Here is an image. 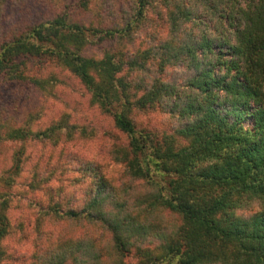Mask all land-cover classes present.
<instances>
[{"label":"trees","instance_id":"obj_1","mask_svg":"<svg viewBox=\"0 0 264 264\" xmlns=\"http://www.w3.org/2000/svg\"><path fill=\"white\" fill-rule=\"evenodd\" d=\"M26 1L0 0V84L47 91L57 80L28 74L36 58L68 72L125 137L110 152L125 181L89 164L72 206L52 186L56 169L25 170L15 149L0 172V264H12L9 211L23 200L38 243L21 264H264V0H37L53 16L39 21L12 14ZM140 36L148 43L134 46ZM103 43L100 57L84 55ZM13 106L0 105V146L96 136L69 114L15 126ZM155 110L169 132L138 128Z\"/></svg>","mask_w":264,"mask_h":264},{"label":"rangeland","instance_id":"obj_2","mask_svg":"<svg viewBox=\"0 0 264 264\" xmlns=\"http://www.w3.org/2000/svg\"><path fill=\"white\" fill-rule=\"evenodd\" d=\"M41 5L37 0H27L20 15L16 11L12 14L29 21L52 18V14L47 13ZM140 38L142 42L139 44L140 40H137L134 46L142 47L149 41L144 36ZM107 48V43L99 47H89L84 55L100 57ZM28 67L30 76L55 77L57 81L55 85L47 86V91L27 84H0V105H14V125L21 126L28 122L34 129L44 128L62 114H69L72 122L96 130V136L92 139H77L54 149L31 141L5 142L0 146V172L11 166L10 158L14 150L23 148L29 158L24 169L28 170L36 162L55 168L57 176L52 186L60 187L62 201L71 203L72 206L80 204L84 199V191L90 181L84 168L89 164L99 168L111 185H121L125 181L122 167L112 159L110 152L116 146L125 145L126 139L114 128L111 117L93 105L81 84L51 60L36 58L29 62ZM136 122L138 128L145 131L169 132L171 128V123L157 110L139 114ZM65 168L68 170L65 171ZM38 198L46 200L41 193ZM26 202L23 200L9 211L11 224L18 226L14 229L16 235L6 241L9 262L12 264L29 263L38 243L35 218L32 211L24 207ZM42 229L53 234L62 232L68 236L81 234L84 230L77 227L67 231L58 224H46ZM90 234L97 236L98 232L92 228Z\"/></svg>","mask_w":264,"mask_h":264}]
</instances>
